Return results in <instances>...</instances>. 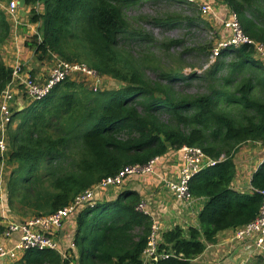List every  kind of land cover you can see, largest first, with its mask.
Wrapping results in <instances>:
<instances>
[{"label": "trees", "instance_id": "16d2710c", "mask_svg": "<svg viewBox=\"0 0 264 264\" xmlns=\"http://www.w3.org/2000/svg\"><path fill=\"white\" fill-rule=\"evenodd\" d=\"M140 1L158 0H25L32 7L30 21L38 25L25 47L38 62L57 57L84 63L117 86L88 89L69 78L38 101L30 100L22 88L29 102L23 110L11 109L7 130L12 167L8 205L25 219L47 216L126 167L146 166L159 158L155 173L170 153L178 154L184 146L200 148L217 163L189 183L191 195L205 199L199 226L176 225L162 232L157 259L147 263L195 264L221 232L241 228L259 214L264 162L252 174L250 192L236 190L233 184L241 146L254 142L264 148V62L249 44L222 48L212 62L215 37L195 45L179 38L158 40L126 15V9ZM216 1L238 16L247 37L264 45V0ZM183 6L191 15L174 12L152 17L150 23L209 26L197 5ZM136 20L149 21L147 16ZM11 30L0 11V45ZM172 50L180 51L182 65L167 66L157 59L159 51ZM192 54L205 64L200 70L190 66L186 73ZM14 72L0 55V98ZM126 183L115 197L84 203L78 211L73 241L79 264H145L155 221L138 209L142 197ZM69 262L49 249L30 251L13 264Z\"/></svg>", "mask_w": 264, "mask_h": 264}, {"label": "built area", "instance_id": "2783aa9c", "mask_svg": "<svg viewBox=\"0 0 264 264\" xmlns=\"http://www.w3.org/2000/svg\"><path fill=\"white\" fill-rule=\"evenodd\" d=\"M183 4L197 5L202 17L210 16L213 11V5L210 0L207 2H198V0H181ZM7 12L11 17L18 15L19 3L12 0L7 6ZM225 27L229 32L227 39L217 43L214 49L212 62L220 54L222 48L240 47L245 44L255 47L256 58L264 62V45L251 40L242 30L238 16L231 12L230 19L225 22ZM85 78L93 83V88L97 90L102 86L101 75L89 68L84 63H73L55 58V64L51 69L50 75L45 80L33 77L29 72H22L18 67L15 69L12 82L7 86L0 98V181H7L6 170L7 161L9 160V147L7 144V130L11 124L12 111L11 103L17 94L13 87L14 80L18 79V86L24 89L27 96L32 101L43 100L48 97L52 89L59 83L67 79ZM182 167L177 178L171 180L164 178L162 182L172 195L184 204H190L195 198L189 191L191 179L200 171L214 166L217 162L208 157L200 148L184 146L179 152ZM159 160L156 158L146 166H129L119 172L114 177L103 180L94 189L88 190L79 196L75 202L69 206L58 210L47 216L32 217L23 222H9L4 230V237L10 239L18 235V239L12 246H0V261L15 263L30 251L57 250L65 258L70 259L69 264H79L77 262L76 247L71 236L67 241V246H63L65 241L60 237V230L65 223L75 217L82 205L93 196L94 190L100 188L109 190L110 188H122L127 180L134 176L153 174L155 163ZM264 162V156L261 164ZM260 164V165H261ZM6 176V177H5ZM262 205L258 216L247 225L234 230L236 241L250 240L255 249L254 255L262 259L264 264V191H261ZM146 204L142 202L138 209L148 214ZM161 230L158 224L154 223L148 246L144 256L151 259H157V245L160 240ZM150 262V261H149ZM147 264V263H145Z\"/></svg>", "mask_w": 264, "mask_h": 264}, {"label": "crops", "instance_id": "0c3cea01", "mask_svg": "<svg viewBox=\"0 0 264 264\" xmlns=\"http://www.w3.org/2000/svg\"><path fill=\"white\" fill-rule=\"evenodd\" d=\"M19 1L20 0H16ZM10 2L0 0V11L6 15L9 24L12 27L9 39L0 45V55L3 62L7 67L20 68L22 72H29L33 77L44 79L46 73H50V69L45 72L46 68H41V63L38 62L33 55V52L25 47V42L28 38L37 33L38 25L33 24L29 19V12L32 7L19 6L18 15L11 17L7 12V6ZM225 7V6H224ZM40 13L44 12V6L38 7ZM49 77V76H48ZM42 79V80H43ZM13 87L16 89L15 93L17 96L11 103L10 109L18 108L23 110L25 108V102L21 99L20 90L18 86V79L14 80ZM168 159L164 161V164H159L154 174L149 176H134L129 182L126 183V188L132 189L140 194L143 202L146 204V210L148 214L153 218L156 224L159 225L161 234L162 232L171 229L172 227L179 225L186 229L190 226L198 227V215L200 210L205 204L204 198H195L190 204H184L179 200L171 199V192L165 187L162 180L164 178L175 179L180 173L182 163L179 154H169ZM260 160L258 166L261 164ZM7 171L9 170V164L7 161ZM258 166L254 169L257 170ZM254 173V172H253ZM6 177V176H5ZM252 178V177H251ZM7 181H0V227L5 230L9 222L25 221V218L11 214L10 207L8 205L7 195ZM235 188V187H234ZM238 190L237 188H235ZM111 192V191H108ZM106 190L101 191V198H113L117 194L112 195L111 192L108 195ZM32 218V217H30ZM27 218V219H30ZM26 219V220H27ZM76 225V216L71 217L60 230V237L65 241L63 246H67L66 241L74 235ZM232 231H223L218 235L217 243L209 245L206 252L210 251V255L206 259L208 264H215L216 261H221L225 258L227 253H233L234 261L242 258L245 253L250 252L254 255V245L250 240L243 242L236 241L230 238ZM4 231L0 233V246H12L18 239V235L12 236L10 239L4 237ZM161 238V237H160ZM204 254V253H203ZM203 254L197 257L194 262L198 259L203 258ZM256 257V256H255ZM144 263H149L150 258L143 256ZM0 264H11V262H1ZM13 264V263H12ZM220 264H226L225 260Z\"/></svg>", "mask_w": 264, "mask_h": 264}, {"label": "rangeland", "instance_id": "374dc122", "mask_svg": "<svg viewBox=\"0 0 264 264\" xmlns=\"http://www.w3.org/2000/svg\"><path fill=\"white\" fill-rule=\"evenodd\" d=\"M173 2L174 3H169L165 0H158L151 2L140 1L134 7L131 6L127 8L126 15L128 18H135L134 20L135 22L133 23L135 27L138 28L140 27V25L146 27V29H149L151 33L152 32L154 33L155 37H157L158 40L179 38V39H183L188 45H195L198 43H204L205 40L207 39L209 41L211 40V38L214 37H215L214 40L216 42L218 41V43L221 40L227 39L229 32L225 27V22H227L230 19L231 11L226 6L224 7V5H220L216 0L214 1L211 0V3L213 5V11L211 15L207 16L206 18L201 16V19L204 20L209 26H206L204 24V25H200L199 28L197 27L189 28L187 26V23H176L175 25L172 26H156V24L150 23L152 17H162L166 14H171L174 12L180 14L185 13L184 6L181 0H176ZM198 2H207V0H198ZM185 15H191V14L185 13ZM139 16H147L149 21L147 23H141L138 20H136V18H138ZM165 52L159 51L156 54L157 59L162 61L165 65L178 67L179 65L183 64V61H180L178 56V53L180 51L172 50L170 53H165ZM54 64H55V59L52 62L41 63V68H46L45 72H47V70H49L50 67L53 68ZM186 64L187 66L185 72L190 73L192 70L190 66H194L195 70H200L201 68L199 67V65L202 64L204 65L205 63H202L201 58H199L197 55L192 54L189 56V60L186 62ZM49 75L50 73L49 74L46 73L45 78L42 79L45 80L46 78H48ZM76 79L79 80L81 84H83L88 89H93V83L91 81H88L85 78H79V79L76 78ZM101 82H102L101 89L117 86V83L113 79H110L108 77L102 78ZM20 96L25 103L28 101L26 94L22 89L20 90ZM15 126L16 125H14V127ZM263 156H264V148L259 143L257 144L254 142H249L241 146L235 158V163L237 167V176L233 184V187L237 188L241 192L251 191L252 187L250 182H251L252 174L256 166H258V162L262 160ZM11 171H12V167L11 165H9L7 176L8 174L10 176ZM120 189L110 188L109 190L106 191L114 192L112 195H115ZM111 192H108V195ZM7 195H9L8 189H7ZM170 196L172 200L174 201L177 200L172 194ZM15 222H19V221H15ZM232 237H235L234 231H232L230 238L232 239ZM210 254H211L210 251L209 252L205 251V253L203 254V258L198 259L195 264H208L204 262H207L206 259ZM224 260L226 264H263L261 258L255 257V255H253V253L251 254L250 252L245 253L242 256V258L237 261H234L233 253H227L224 259H222L221 261H216L215 264H220V262H223Z\"/></svg>", "mask_w": 264, "mask_h": 264}, {"label": "water", "instance_id": "95a60500", "mask_svg": "<svg viewBox=\"0 0 264 264\" xmlns=\"http://www.w3.org/2000/svg\"><path fill=\"white\" fill-rule=\"evenodd\" d=\"M19 6L23 8L25 6V0H20L19 1ZM101 199V189L97 188L94 190L93 196L90 197L85 203L92 202L95 200H100Z\"/></svg>", "mask_w": 264, "mask_h": 264}]
</instances>
